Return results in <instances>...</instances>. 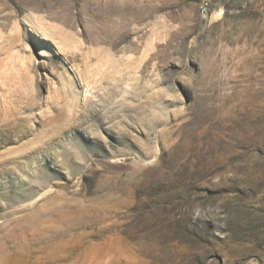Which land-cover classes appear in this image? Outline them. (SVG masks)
Returning a JSON list of instances; mask_svg holds the SVG:
<instances>
[{
    "label": "rangeland",
    "instance_id": "374dc122",
    "mask_svg": "<svg viewBox=\"0 0 264 264\" xmlns=\"http://www.w3.org/2000/svg\"><path fill=\"white\" fill-rule=\"evenodd\" d=\"M0 264H264V0H0Z\"/></svg>",
    "mask_w": 264,
    "mask_h": 264
}]
</instances>
